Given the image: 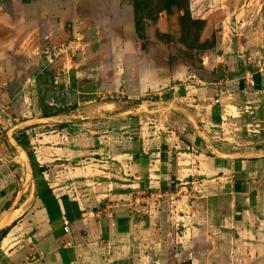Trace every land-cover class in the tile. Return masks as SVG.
Instances as JSON below:
<instances>
[{
  "label": "crops",
  "instance_id": "crops-1",
  "mask_svg": "<svg viewBox=\"0 0 264 264\" xmlns=\"http://www.w3.org/2000/svg\"><path fill=\"white\" fill-rule=\"evenodd\" d=\"M248 3L188 7L224 23ZM215 51L202 77H170L169 89L134 103L132 115H60L51 125L25 116L12 129L43 168L37 179L6 132L0 264H168L177 225L189 264H264V82L222 38ZM140 97L136 89L128 100Z\"/></svg>",
  "mask_w": 264,
  "mask_h": 264
},
{
  "label": "rangeland",
  "instance_id": "rangeland-1",
  "mask_svg": "<svg viewBox=\"0 0 264 264\" xmlns=\"http://www.w3.org/2000/svg\"><path fill=\"white\" fill-rule=\"evenodd\" d=\"M188 2L0 0V138L25 116L57 114L46 117L51 125L60 115L96 122L102 115H132L136 105L129 93L139 89L138 106L158 100L170 77L172 84L202 77L201 63L216 52L220 38L264 82V0H247L245 10L224 23L218 12L205 15ZM53 55L50 66L47 57ZM185 71L190 79L184 81ZM16 128L13 136L23 142ZM177 226L170 257L163 260L189 264L178 249L183 242Z\"/></svg>",
  "mask_w": 264,
  "mask_h": 264
},
{
  "label": "trees",
  "instance_id": "trees-1",
  "mask_svg": "<svg viewBox=\"0 0 264 264\" xmlns=\"http://www.w3.org/2000/svg\"><path fill=\"white\" fill-rule=\"evenodd\" d=\"M139 102H140V100H135L133 103L138 104ZM55 115H57V114H48V115H44L42 117H51V116H55ZM18 143L26 150V154H27L29 161H30V164L32 166L34 177L37 179V176L40 175L41 172H43V168H37L36 167V164H35L34 158L32 156V153L30 151L28 142L24 140L23 142L18 141ZM49 193H50L49 190H44V192H42L41 198L43 199L45 196H48Z\"/></svg>",
  "mask_w": 264,
  "mask_h": 264
},
{
  "label": "built area",
  "instance_id": "built-area-1",
  "mask_svg": "<svg viewBox=\"0 0 264 264\" xmlns=\"http://www.w3.org/2000/svg\"><path fill=\"white\" fill-rule=\"evenodd\" d=\"M55 58H56L55 55H53V56H48V57H47V64L50 65V66H52V65L54 64V59H55ZM0 125H1V122H0ZM65 230H66V228H65Z\"/></svg>",
  "mask_w": 264,
  "mask_h": 264
},
{
  "label": "water",
  "instance_id": "water-1",
  "mask_svg": "<svg viewBox=\"0 0 264 264\" xmlns=\"http://www.w3.org/2000/svg\"><path fill=\"white\" fill-rule=\"evenodd\" d=\"M78 118V117H77ZM77 118H75L74 120H78Z\"/></svg>",
  "mask_w": 264,
  "mask_h": 264
}]
</instances>
